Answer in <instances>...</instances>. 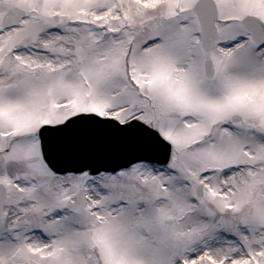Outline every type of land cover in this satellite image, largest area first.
<instances>
[{"label":"snow or ice","instance_id":"6c2138e0","mask_svg":"<svg viewBox=\"0 0 264 264\" xmlns=\"http://www.w3.org/2000/svg\"><path fill=\"white\" fill-rule=\"evenodd\" d=\"M0 264H264V0H0Z\"/></svg>","mask_w":264,"mask_h":264}]
</instances>
